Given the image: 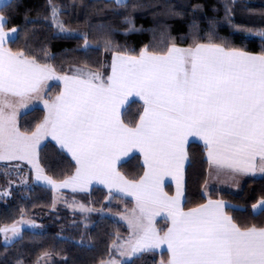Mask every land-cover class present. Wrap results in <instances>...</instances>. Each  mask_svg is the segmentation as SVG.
<instances>
[{
    "label": "snow or ice",
    "instance_id": "1",
    "mask_svg": "<svg viewBox=\"0 0 264 264\" xmlns=\"http://www.w3.org/2000/svg\"><path fill=\"white\" fill-rule=\"evenodd\" d=\"M114 3L133 11L142 7L128 0ZM11 6L12 0L0 5ZM51 11L59 32L71 37L57 10ZM228 12L226 6V18ZM9 22L0 15V161L27 160L36 168L37 180L56 188L86 190L97 180L136 197L138 212L124 217L132 237L121 241L117 236L120 242L111 245L125 259L109 258L101 264H135L139 254L162 245L171 253L168 264H264V227L238 225L224 200L208 199L187 212L181 207L190 137L203 141L209 164L217 173L227 171L236 186L240 177L264 174V51L256 55L224 43H198L188 49L173 45L156 54L145 46L138 55L116 52L106 79L84 69L59 75L48 61L9 47L20 38L17 27L8 29ZM125 23L126 32L138 31L130 13ZM255 34L264 38V30ZM76 38L83 40L85 49L91 48L87 34ZM110 45L106 40V49ZM42 52L50 55L46 48ZM48 80L63 81V91L54 99L41 95ZM132 95L145 107L139 123L129 127L120 111ZM9 96L18 103L9 102ZM31 99L42 101L47 116L29 133L18 126L17 109ZM49 136L79 165L61 184L44 175L38 163L40 143ZM134 149L144 154L148 171L130 182L116 164ZM165 175L177 182L174 197L161 187ZM158 208L167 209L172 218V227L163 235L153 226ZM252 208L264 214V198ZM9 232L15 238L21 229L16 224L0 228L6 241Z\"/></svg>",
    "mask_w": 264,
    "mask_h": 264
},
{
    "label": "trees",
    "instance_id": "2",
    "mask_svg": "<svg viewBox=\"0 0 264 264\" xmlns=\"http://www.w3.org/2000/svg\"><path fill=\"white\" fill-rule=\"evenodd\" d=\"M17 3L19 7H16ZM128 3L142 7L133 11L131 7H117L113 0H12V6L1 7L0 13L6 20L10 18L8 29L15 26L20 32V38L9 47L48 61L60 74H71L70 70L75 66L101 70L109 54L138 55L145 46L155 53H165L173 45L194 47L198 43H224L226 47L255 54L264 51V38L255 34L264 30V0H128ZM226 6L230 9L227 18ZM52 8H56L59 19L74 33L71 37L55 30ZM129 13L138 29L136 32H126L125 16ZM194 23L197 28H193ZM78 33L88 35L91 48L83 47V40L76 38ZM106 40L111 41L107 49ZM45 48L49 56H44L42 49ZM58 88L59 85H54L48 96L56 95ZM142 110L141 102H131L124 112L123 122L129 127L136 126ZM45 114L40 107L25 113L19 121L21 131H34ZM188 156L185 210L199 207L208 199L224 200L232 205L228 212L238 225L264 227V214L255 213L252 208L264 198V176L249 181L239 194L212 190L206 196L204 190L209 171L206 148L192 143L188 147ZM40 163L54 179H65L75 170L73 160L52 142L41 147ZM119 170L131 180H139L144 173L138 156L120 165ZM44 196L38 185L15 189L5 202H0V228L15 223L23 213L41 206L46 201ZM116 222L110 219L101 228L93 229L92 246L61 237L57 222L45 233L26 230L10 245L3 243L0 234V264H17V261L36 264L47 252L53 253L55 264H99L100 254H109L110 243L114 240L112 232L119 227ZM152 254L156 258L152 263L167 264L165 252ZM141 258L138 259L140 262L135 260V264H143Z\"/></svg>",
    "mask_w": 264,
    "mask_h": 264
},
{
    "label": "rangeland",
    "instance_id": "3",
    "mask_svg": "<svg viewBox=\"0 0 264 264\" xmlns=\"http://www.w3.org/2000/svg\"><path fill=\"white\" fill-rule=\"evenodd\" d=\"M53 26L59 34L68 35L67 33H60L54 22ZM67 29L70 31L69 28ZM70 32L74 34L72 31ZM114 55L115 53L109 54V56L105 60L104 68H102L101 70L94 71L89 68L75 66L70 70V73L73 74L76 69H84L85 72L93 71L98 72L100 75H103L102 73L108 74ZM57 74L64 75L58 72ZM8 101L14 104L18 103L17 99H8ZM38 104L39 100L37 99L28 100L26 106H23V108L20 107L17 112H21V110H26L28 108H32V106H35L27 111L29 112L37 108ZM28 167L29 168L24 166H10L8 168H0V202H5V199L10 197L13 191L17 188L24 189L28 187H34L36 185L40 186V188L43 189L46 201L41 206H37L31 209L29 212L23 213L22 216L19 217V219L15 223H13L21 229L20 236L13 238L11 236V233L9 232L7 233L9 239L6 241L4 238L5 234L0 233L3 243L7 245L14 243L22 236V234L26 230L45 233L50 226L57 222L58 232L61 237L70 239L71 241L77 242L78 244L84 246H92V230L101 228V226L107 223V221H109L110 219H113L115 222L117 221L116 223L119 226L117 227V231L112 232L114 238L119 236L120 240L123 241L132 237L133 233L128 225L127 219H125L124 217L129 216V214L132 213L133 210H136L138 212L137 204L134 207L133 205L128 203L126 198L117 196L109 191L106 192L98 190L97 188L92 189L91 187H87L86 190H81L80 187H76V189L73 190V187L71 186L56 188L53 185L47 184L43 180H37L36 168H34L32 164H29ZM40 168L43 169L44 175L50 177L57 184H61L64 180L70 177L68 176L65 179H54L45 172L42 166ZM257 210L255 211L259 212ZM13 224L4 225L1 228H11ZM33 225H35V227H33ZM114 242L119 243L120 241H115L114 239L113 242L110 243L109 254L105 256L100 254L99 264H101V261H106L111 257L113 250L115 251V249L111 247ZM152 253L157 254L160 252H145L139 254L142 257L141 259L144 261L143 264H154L151 261H156V258ZM115 257L119 260L125 259V257L119 256L118 253H116ZM54 258L55 257L52 252H47L40 258V260L36 264H55ZM138 261L140 262V260Z\"/></svg>",
    "mask_w": 264,
    "mask_h": 264
},
{
    "label": "crops",
    "instance_id": "4",
    "mask_svg": "<svg viewBox=\"0 0 264 264\" xmlns=\"http://www.w3.org/2000/svg\"><path fill=\"white\" fill-rule=\"evenodd\" d=\"M9 0H0V5H3V4H6L8 3ZM1 8V7H0ZM0 15H2L0 13ZM178 47V46H177ZM195 47V46H194ZM180 48H184V49H188V48H192V47H180ZM251 54H255V53H251ZM258 55V54H256ZM112 65V63H111ZM110 65V66H111ZM111 67H110V71L108 74H105V73H102L103 76L105 79L111 75ZM67 75H72V74H67ZM59 82V83H58ZM47 84V85H46ZM58 84L59 85V88H58V91L56 93V95L54 96H51L49 97L48 93L50 91V89L54 86ZM42 89L41 90V95L42 96H45L46 98H51V99H54L55 96L59 95L62 91H63V81H56V80H48L44 83V85L42 86ZM10 99V100H16L17 98L16 97H7V100ZM133 101H139L142 103L143 105V110H144V102L143 100L139 97V96H135V95H132L128 98L127 102L125 103V105L123 106V108H121V111H120V117H121V120L123 121V115H124V112L125 110L127 109V107L129 106V104ZM35 107V106H32V108ZM40 107V108H43L45 110V118L47 116V109L45 108V106L43 105L42 101L39 100V104L37 106V108ZM23 108V107H22ZM21 108V109H22ZM32 108H28L26 110H21V112H17V123H18V126H19V121H20V118L25 114L27 113V111L29 109H32ZM20 109V107L18 108ZM17 109V111H18ZM143 110H142V114L141 116L143 115ZM44 118V119H45ZM43 122V121H42ZM41 122V123H42ZM139 123V122H138ZM43 142L40 143V148L38 150V163H39V166L41 167V164H40V161H39V153H40V149L41 147L46 144L47 142H52L53 144H55L59 149L60 146L58 144L57 141L53 140L51 136L49 137H46L42 140ZM192 143H198L202 146L205 147L204 143L202 140H200L199 138H189V142L187 144V152H188V147L190 144ZM206 148V147H205ZM64 153H66L72 160L73 162L75 163V170H74V174L75 175V172H76V169L79 167V165L77 164L76 160L73 158L72 154L69 153L66 149H61ZM134 156H138L140 158V161H141V164L143 165V168H144V173L142 175L141 178H143L145 172L148 171V168H147V165L145 164V159H144V154L142 152H140L138 149H134L132 151H130L128 154L126 155H122L117 164H116V170L120 173L121 176H123L126 180L130 181V182H135V181H139V180H131L129 178H127L120 170H119V167L120 165H122L123 163L129 161L132 157ZM0 164L2 165H8V166H24V167H27L29 168V163L27 160H4V161H0ZM188 164H189V156H188V160L185 161L184 165H183V170H182V185H181V190H182V197H181V207L184 211H189V210H185L184 209V203H185V192H186V172H187V167H188ZM262 176H264V174H261L259 172H257L255 175H249V176H243V177H240L238 178L239 179V184L238 186H236L233 182V179L232 177L227 173V171L225 170H221L219 171V173H217V171L209 164V171H208V177H207V182H206V186H205V190H204V194L206 196H208L210 194V192L212 190H218V191H227V192H231V193H235V194H239L242 192L244 186L249 182V181H252L253 179H256V178H261ZM87 187H91L92 189L94 188H101V189H104L105 191H109L111 193H114V194H118V195H121L122 197L126 198L127 201L133 205L134 207L136 206L137 204V201H136V197L134 195H130L128 194V192H125V191H121L118 187L116 186H112L111 188L107 185V184H104V183H101L97 180H93L91 181ZM161 187L163 189V191L165 193H167V195L169 197H174L176 195V192H177V182L176 180L171 176V175H165L162 179V182H161ZM212 200H215V199H212ZM217 200V199H216ZM207 203V202H206ZM227 204H229L228 202H226ZM205 204V203H204ZM231 205V204H229ZM232 206V205H231ZM197 208V207H196ZM194 209V208H193ZM191 210V209H190ZM254 211V210H253ZM260 212V210H257ZM255 213H259V212H256L254 211ZM153 226L155 227V229L157 230V232H159L161 235L165 234L167 232V230L169 228L172 227V218L168 212L167 209L165 208H158L156 211H155V214L153 215ZM152 252H165V255L167 257V264H168V261L170 260L171 258V253L170 251L167 249V246L166 245H162L160 248H157L155 249L154 251ZM115 253V255H114ZM116 252L113 250L112 252V255L110 258H114L118 261H123V260H119L117 259L116 257Z\"/></svg>",
    "mask_w": 264,
    "mask_h": 264
}]
</instances>
